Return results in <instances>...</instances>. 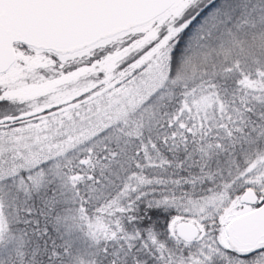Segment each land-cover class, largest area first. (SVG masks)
Wrapping results in <instances>:
<instances>
[{
  "label": "snow or ice",
  "instance_id": "1",
  "mask_svg": "<svg viewBox=\"0 0 264 264\" xmlns=\"http://www.w3.org/2000/svg\"><path fill=\"white\" fill-rule=\"evenodd\" d=\"M0 264H264V0H0Z\"/></svg>",
  "mask_w": 264,
  "mask_h": 264
}]
</instances>
